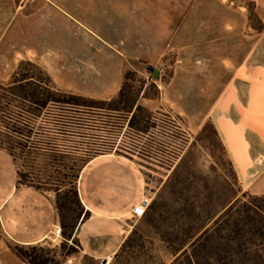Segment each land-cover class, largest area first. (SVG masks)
<instances>
[{
    "label": "crops",
    "instance_id": "1",
    "mask_svg": "<svg viewBox=\"0 0 264 264\" xmlns=\"http://www.w3.org/2000/svg\"><path fill=\"white\" fill-rule=\"evenodd\" d=\"M249 1L258 26L234 0H0V80L31 60L60 89L108 99L118 94L128 62L159 68L174 49L173 64L182 65L162 94L187 122H212L241 192L264 196V0ZM19 171L0 148V264H29L15 244L56 247L66 239L52 238V227L63 226L53 195L20 184ZM78 191L89 215L72 232L77 256L59 264H251L231 258L240 253L205 255L211 246L197 241L136 250L125 244L131 220L145 214L135 207L150 202L132 158L93 157Z\"/></svg>",
    "mask_w": 264,
    "mask_h": 264
},
{
    "label": "rangeland",
    "instance_id": "2",
    "mask_svg": "<svg viewBox=\"0 0 264 264\" xmlns=\"http://www.w3.org/2000/svg\"><path fill=\"white\" fill-rule=\"evenodd\" d=\"M234 1L249 9L251 23L258 26L253 2ZM176 59L172 49L159 68L153 65L154 70L138 60L127 63L124 75L132 77L127 82L133 84L138 103L146 108L134 124L144 131L130 126L132 113L109 109L107 104L52 105L50 110H39L30 101L16 99L6 92L9 88L0 89V143L5 146L2 149L16 161L19 172L30 175L21 179L23 182L32 181L29 186L33 187L41 183L42 190L53 195L63 225L59 240L66 239L56 247L36 245L58 262L66 255L77 256L79 242L72 232L86 213L80 195L78 203L68 191L70 182L75 181L78 190L85 165L99 154L114 152L135 161L144 177L146 198L150 199L145 214L131 220L133 228L127 245L136 250L146 243L197 241L211 246L204 251L205 255L226 258L240 253L231 258L264 264V238L252 236L245 221L247 204L253 201L264 208V197L241 192L214 124L187 122L176 108L170 107L167 101L170 94L161 92L164 83L182 65H174ZM11 81L12 78L0 80V87ZM28 137L31 143L26 141ZM38 140H51L58 147L44 150L24 147L39 143ZM58 186L63 187L58 193L51 189ZM233 198H236L234 206L227 214L232 204L226 206ZM238 226L242 232H236ZM247 248L250 249L242 255Z\"/></svg>",
    "mask_w": 264,
    "mask_h": 264
},
{
    "label": "trees",
    "instance_id": "3",
    "mask_svg": "<svg viewBox=\"0 0 264 264\" xmlns=\"http://www.w3.org/2000/svg\"><path fill=\"white\" fill-rule=\"evenodd\" d=\"M155 69V68H154ZM127 73L124 75L122 86L116 97L110 99H95L80 95L72 91H65L56 86L51 76L44 70L41 66L36 64L31 60H22L17 66L13 76L12 81L5 87H0V89H5L6 92L12 94L16 99H23L30 101L39 110H50V107L55 105H76V106H90V107H102L101 105L107 104L109 109L113 110H123L131 114L129 124L131 127H135L139 131L142 130L139 126H136L134 121L137 119L139 114H142L146 108L138 103L136 99V93L133 88V84H128L127 79H132ZM25 123H30L25 121ZM31 125V124H30ZM15 132L24 134L20 130L15 129ZM217 133V130H216ZM218 135V133H217ZM28 143H31L30 137L26 139ZM39 141V140H38ZM224 153L225 148L220 141ZM0 147L4 148L2 143ZM24 147H28L34 150H44L49 149V147H58L57 143L51 140L39 141V143H34V145L24 144ZM229 165L232 167L231 162ZM233 169V168H232ZM234 171V170H233ZM235 173V172H234ZM19 183L22 185H31L29 182H23L21 179L24 177H29L30 175H25L19 172ZM78 175L75 174V178ZM37 189H43L41 183L33 184ZM63 187L58 186L55 190L57 193L62 190ZM68 191H71L76 197L77 202L80 203L79 194L77 187L75 186V181L70 182ZM264 197V196H263ZM253 200H259L260 198H252ZM264 199V198H262ZM234 204V203H233ZM231 205L227 214L232 210L234 205ZM246 212V223L249 227L248 232L252 236H260L264 238V208L258 204L250 201L247 204ZM226 214V215H227ZM89 212H86L84 217H87ZM240 229V230H239ZM236 232H242V229L238 226ZM129 242V238L125 241V244ZM62 247H65L62 244ZM13 250L29 264H59V262L49 256V253L42 247L38 245H24L15 244L13 245ZM242 249V245L239 247ZM71 253V252H68Z\"/></svg>",
    "mask_w": 264,
    "mask_h": 264
},
{
    "label": "built area",
    "instance_id": "4",
    "mask_svg": "<svg viewBox=\"0 0 264 264\" xmlns=\"http://www.w3.org/2000/svg\"><path fill=\"white\" fill-rule=\"evenodd\" d=\"M146 211L144 206H137L135 208L136 215H143ZM63 236V228L61 225H54L52 227V238L53 240L59 239Z\"/></svg>",
    "mask_w": 264,
    "mask_h": 264
},
{
    "label": "water",
    "instance_id": "5",
    "mask_svg": "<svg viewBox=\"0 0 264 264\" xmlns=\"http://www.w3.org/2000/svg\"><path fill=\"white\" fill-rule=\"evenodd\" d=\"M148 69L154 70V66L153 65H148Z\"/></svg>",
    "mask_w": 264,
    "mask_h": 264
},
{
    "label": "bare ground",
    "instance_id": "6",
    "mask_svg": "<svg viewBox=\"0 0 264 264\" xmlns=\"http://www.w3.org/2000/svg\"><path fill=\"white\" fill-rule=\"evenodd\" d=\"M145 201H149V199H146ZM145 207V206H144Z\"/></svg>",
    "mask_w": 264,
    "mask_h": 264
}]
</instances>
